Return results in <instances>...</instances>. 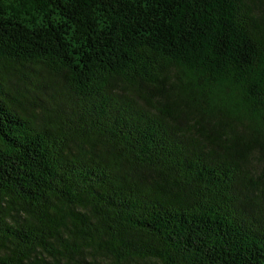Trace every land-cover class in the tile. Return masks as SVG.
Segmentation results:
<instances>
[{"label":"trees","instance_id":"trees-1","mask_svg":"<svg viewBox=\"0 0 264 264\" xmlns=\"http://www.w3.org/2000/svg\"><path fill=\"white\" fill-rule=\"evenodd\" d=\"M0 264H264V0H0Z\"/></svg>","mask_w":264,"mask_h":264}]
</instances>
